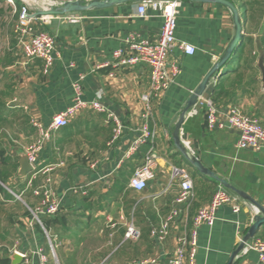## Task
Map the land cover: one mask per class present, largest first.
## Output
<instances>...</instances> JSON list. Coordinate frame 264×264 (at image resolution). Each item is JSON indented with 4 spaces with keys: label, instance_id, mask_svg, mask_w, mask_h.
Segmentation results:
<instances>
[{
    "label": "crops",
    "instance_id": "crops-1",
    "mask_svg": "<svg viewBox=\"0 0 264 264\" xmlns=\"http://www.w3.org/2000/svg\"><path fill=\"white\" fill-rule=\"evenodd\" d=\"M102 1L103 5L98 4ZM224 1L236 10L242 27L241 40L228 64L209 79L201 97L223 113L235 108L241 115L264 124V86L258 67L261 55L264 66V0ZM79 2L86 8L56 14L40 26L55 38L47 74H43L40 59L25 61L18 52L15 61L9 56L3 58L0 258H9L11 264L12 255L18 252L27 254L28 259L18 264H41L42 256L49 264L52 256L48 235L56 246L59 264H105L109 259L108 264H131L149 256L157 257L158 264H167L178 247L177 238L189 237L197 210L208 206L216 190L224 189L238 197L240 211L234 213L228 205L219 206L212 225L196 228L197 248L192 264H227L240 238L253 224L257 209L252 208L251 202L264 209V150L237 149L238 133L234 130L208 131L204 108L197 116L183 120L177 132L180 143L188 142L194 156L224 181L222 184L200 174L185 160L174 143V134L192 94L228 53L235 34L233 14L222 3L181 1L175 44L167 59L168 65L175 64L180 73L153 103L152 116L146 122L153 135L130 152L145 123L140 96L148 91L149 70L145 66H98L111 61L112 52L122 48L132 34L140 40L156 42L163 19L151 10L145 17H138L139 0ZM71 16L78 20L70 21ZM182 43L192 45L194 54H185L180 48ZM110 73L113 77H109ZM80 76L81 100L97 101L104 112L88 107L79 110L67 126L50 134L37 153L36 169L62 164L53 184L59 210L53 216L41 217V223L48 227L45 229L31 213L38 203L28 187L34 172L18 177L19 157L37 137L33 122L38 121L47 129L53 116L73 105L72 85ZM108 114L116 116L122 127L120 137L112 144ZM147 158L153 161V177L139 192L129 186V180ZM173 168L189 174L192 196L187 208L180 206L182 213L171 225L169 236L157 244L150 238L149 230L172 207L178 191L176 180H171ZM127 221H133L141 231L137 242L123 240ZM109 222L116 223L115 230L110 229ZM251 239L264 242V223ZM184 264H188L187 257ZM233 264H258V256L251 251L234 259Z\"/></svg>",
    "mask_w": 264,
    "mask_h": 264
},
{
    "label": "built area",
    "instance_id": "built-area-1",
    "mask_svg": "<svg viewBox=\"0 0 264 264\" xmlns=\"http://www.w3.org/2000/svg\"><path fill=\"white\" fill-rule=\"evenodd\" d=\"M80 0H39V8L32 11L29 6H21L17 15L16 24L13 27L15 37V45L17 52L25 61L40 59L43 61V74H47L52 65L51 52L55 47V38L47 31L40 28L42 24L48 23L56 15L52 11L60 10L65 4H73ZM182 0H140L137 7V16L145 17L148 10L158 12L163 19V25L160 30L159 38L156 42L151 43L140 40L136 34L130 35L124 41V46L112 52V59L104 62L98 68H132L136 66H145L149 70L148 91L140 96V101L144 107L142 115L144 124L141 130V136L137 138L130 146V152L138 148L139 145L149 139L151 132L146 122L152 116L153 103L159 100L163 94L169 89L175 78L179 75L180 70L175 65H168L167 59L171 54V49L175 44L176 17ZM38 2H34L36 5ZM204 2L216 3L214 0H204ZM45 6V8H43ZM70 21L76 22L77 17H68ZM181 50L187 55H193L195 48L187 43L180 45ZM113 77V73L109 74ZM79 80L72 85L74 93V103L71 107L66 108L63 112L53 116L47 129L38 122H33V126L37 129V137L28 147L25 148L24 154L28 162L32 166L33 175L28 181V187L35 198H38L37 205L32 209L35 220L42 225L41 217L53 216L59 210L58 199L55 195L53 184L54 175L57 168L62 165H49L44 168L36 169L34 162L37 153L44 144L50 139V134L67 126L74 118L76 113L84 108L101 113L104 109L97 101L83 102L81 100V85ZM204 108V117L206 129L208 131L230 129L238 133L236 148L239 150L251 149L254 152L264 150V124L258 119L241 115L235 108H230L226 113L216 108L210 100L198 96L196 103L188 109L183 120L194 117L199 114V110ZM108 121L112 124V135L109 143H114L121 135V124L116 116L107 115ZM187 151L194 155L189 147V143L182 141ZM153 161L147 158L144 165L135 169L129 180V186L136 191H143L146 183L153 177L152 172ZM31 172V173H32ZM172 179L176 180L178 191L173 200L172 207L166 215L161 216L159 224L151 227L149 230L150 238L157 244H161L169 236L170 227L182 213L180 206L188 207L187 202L192 196V181L189 174L184 169L173 168ZM39 179V181H38ZM38 181L34 186L32 183ZM76 190H74L75 192ZM228 205L234 213L240 211V202L237 196H234L224 189H218L212 195L207 207L197 210L193 219L191 231L188 236L181 235L177 238L178 247L174 255L167 259V264H184L186 257L188 264H192L196 253V228L201 224L212 225L215 220V211L219 206ZM254 208L253 205H251ZM255 210V208H254ZM257 211V210H256ZM258 212V211H257ZM256 212V214H257ZM255 216V215H254ZM110 223V229L116 228V223ZM47 240L53 259V264H59L55 256V245L52 243L48 235ZM141 237L140 229L135 226L133 221L124 223L123 240L137 242ZM243 238H240L239 243ZM255 252L258 256V264H264V242L259 239H250L244 242L243 248L236 255L235 259L246 255L249 252ZM17 253L24 260L25 254ZM159 259L155 256L140 258L131 264H158ZM47 258L41 257V264H47Z\"/></svg>",
    "mask_w": 264,
    "mask_h": 264
},
{
    "label": "water",
    "instance_id": "water-1",
    "mask_svg": "<svg viewBox=\"0 0 264 264\" xmlns=\"http://www.w3.org/2000/svg\"><path fill=\"white\" fill-rule=\"evenodd\" d=\"M123 1H128V0H105L106 3H118V2H123ZM140 1V0H139ZM194 1H203L204 0H194ZM216 3H222L225 6H227L229 8V10L231 11V13L233 14V23L235 26V34H234V38L232 39L230 46L228 48V53L227 55L222 58L218 64H216L209 72L208 74L205 76L204 80L201 83V86L198 90H196L189 102L187 103L186 107L183 109L181 115H180V120L177 124V131L174 134V143L176 145V147L178 148L179 152L182 154V156L185 158V160H187V162L189 164H191L194 169L199 172L202 175L211 177L216 179L217 181H219L222 184H225L224 181L218 180L215 175L209 171L207 168H205L200 161L192 154H190L186 148L180 143L179 138H178V129L181 125V123L183 122V115L184 113L190 109L195 103H196V99L198 96H201L209 79L217 72H219L223 67H225L228 64V61L230 60V57L235 49V47L238 45V43L241 40V22L237 16L236 10L234 9V7L227 1L224 0H214ZM98 4L103 5L104 2H99ZM86 7H83L80 2H74L73 4H65L64 7L60 10H55L52 11L54 14H62V13H66L70 10L73 9H83ZM258 67L261 71L262 74V83L264 86V66H263V55H261L259 57L258 60ZM32 166L31 164L28 162V159L26 157V155L23 153L22 155H20L19 157V170H18V177H24L25 175L29 174L32 172ZM240 196H242L243 194H241V192H237ZM243 197V196H242ZM245 198V197H244ZM251 201V200H250ZM253 206L256 207L257 209V214H255V216L253 217V224L251 225V227L248 229L247 234L243 237L242 242L239 244V246L237 247V249L232 253V255L230 256V259L228 261L227 264H233V260L235 259L236 255L240 252V250L243 248L244 242L250 240L251 238H253L256 229L258 228V226H260L261 224L264 223V209L257 203L255 202H251ZM11 264H18L22 258L19 254L14 253L11 257Z\"/></svg>",
    "mask_w": 264,
    "mask_h": 264
},
{
    "label": "rangeland",
    "instance_id": "rangeland-1",
    "mask_svg": "<svg viewBox=\"0 0 264 264\" xmlns=\"http://www.w3.org/2000/svg\"><path fill=\"white\" fill-rule=\"evenodd\" d=\"M21 6H29V8L34 11L39 8L40 2L39 0H18ZM38 2L36 5L35 3ZM45 8V6L43 7ZM20 9V8H19ZM17 6L13 3V0H0V74H3V58L9 56L11 59L15 61V55L17 54V47L15 45V37L13 34V27L17 21V15L19 12ZM5 74V73H4ZM5 76V75H4ZM35 165H37L35 163ZM26 258H24V262H27V254ZM51 258V256H50ZM111 259L104 261L105 264L109 263ZM53 260L49 261V264L52 263ZM59 263V262H58Z\"/></svg>",
    "mask_w": 264,
    "mask_h": 264
},
{
    "label": "trees",
    "instance_id": "trees-1",
    "mask_svg": "<svg viewBox=\"0 0 264 264\" xmlns=\"http://www.w3.org/2000/svg\"><path fill=\"white\" fill-rule=\"evenodd\" d=\"M13 3L17 6V8L19 9L20 7H21V4H20V2L18 1V0H13ZM41 28V27H40ZM41 29H43V28H41ZM44 30V29H43ZM15 41V40H14ZM16 42V41H15ZM232 55H233V53H232ZM231 55V56H232ZM231 58V57H230ZM212 100V99H211ZM213 101V100H212ZM0 155H2V152H0ZM4 179V177L2 176V175H0V180H3ZM43 223V222H42ZM43 225H44V227H45V229L46 228H48V227H46V223H43ZM0 264H10V259L9 258H7V257H2V258H0Z\"/></svg>",
    "mask_w": 264,
    "mask_h": 264
}]
</instances>
